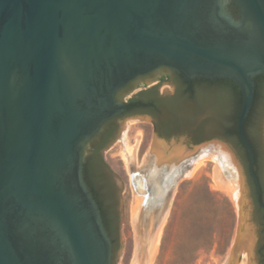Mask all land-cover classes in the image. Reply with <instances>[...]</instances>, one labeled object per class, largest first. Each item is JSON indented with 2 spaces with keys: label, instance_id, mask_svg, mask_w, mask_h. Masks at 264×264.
<instances>
[{
  "label": "water",
  "instance_id": "obj_1",
  "mask_svg": "<svg viewBox=\"0 0 264 264\" xmlns=\"http://www.w3.org/2000/svg\"><path fill=\"white\" fill-rule=\"evenodd\" d=\"M161 67L185 81L235 85L240 95L236 133L257 185L243 124L253 105L255 78L264 77V0H0V264L118 263L122 201L119 240L112 250L84 182L85 149L107 121L128 107L122 102L125 92L116 93ZM158 75L138 78L130 87H144ZM215 112L234 125L235 111H229L227 99ZM257 112L261 144L250 137L262 159L264 180V108ZM219 120L215 117L216 125ZM137 121L146 122L119 120L113 141L121 142L113 156L126 165L132 190L129 264H151L175 186L205 160L214 162L212 182L230 196L236 215L224 264H240L244 179L234 153L244 156L237 144L230 143L229 149L212 140L183 153L181 136L170 139L166 149L152 139L139 167L146 164V153L156 164L193 159L171 182L162 208L155 209L142 204L131 182L139 131L132 138L131 156L125 154V133ZM208 145V151L196 153ZM115 179L123 191L124 184Z\"/></svg>",
  "mask_w": 264,
  "mask_h": 264
},
{
  "label": "flooded vegetation",
  "instance_id": "obj_2",
  "mask_svg": "<svg viewBox=\"0 0 264 264\" xmlns=\"http://www.w3.org/2000/svg\"><path fill=\"white\" fill-rule=\"evenodd\" d=\"M155 71H159L156 80L143 88L130 87L136 79L147 77ZM136 79L127 83L116 93L117 95L122 91L125 92L123 103L128 107L120 116L107 121L101 131L87 143L83 161L84 182L99 210L112 250L119 240V207L123 192L103 154L112 149L115 143L113 141L119 120L128 118L146 120L140 123H145L149 127L147 146L153 139L166 149L168 141L179 136L183 139L181 144L183 153L212 140L225 144L229 149L231 143L228 121L221 118L220 124L216 125L213 116L211 99L216 80L185 81L176 72L165 67L138 76ZM252 126L253 122L248 114L243 132L253 153L252 174L257 185L249 173L246 149L241 144L240 150L244 159H240L234 153L244 179L242 187L244 202L240 205V210L244 213L240 223L243 246L240 264H264V180L261 176L260 153L256 142L247 132ZM254 138L258 144H261V137L256 135ZM201 150L208 151L209 145L199 148L196 153ZM168 152L169 149L165 150L163 156L165 157ZM144 160L146 164L142 163L143 168L137 167V171L132 172L130 176L132 186L143 198L142 204H150L152 208L161 209L162 203L170 193L171 182L189 169L193 159L183 157L173 163L165 160L156 164L153 161V155L146 153ZM130 168L133 169L132 163ZM122 170L124 171V168ZM226 255L227 253L220 256L219 264L225 263Z\"/></svg>",
  "mask_w": 264,
  "mask_h": 264
},
{
  "label": "rangeland",
  "instance_id": "obj_3",
  "mask_svg": "<svg viewBox=\"0 0 264 264\" xmlns=\"http://www.w3.org/2000/svg\"><path fill=\"white\" fill-rule=\"evenodd\" d=\"M142 85L143 83H139L136 87L143 88ZM140 122L130 123L125 133L126 156V149L132 148L134 133L139 131L140 134L135 149V167L140 166L148 147L149 127ZM120 150L121 142L115 141L112 149L104 152L103 156L110 169L124 184L121 195L123 249L117 264H129L134 249L130 223L132 190L125 164L119 155L113 156ZM214 166V162L207 160L191 178L182 179L175 186L151 264H219L220 256L227 253L236 215L230 197L213 188Z\"/></svg>",
  "mask_w": 264,
  "mask_h": 264
},
{
  "label": "trees",
  "instance_id": "obj_4",
  "mask_svg": "<svg viewBox=\"0 0 264 264\" xmlns=\"http://www.w3.org/2000/svg\"><path fill=\"white\" fill-rule=\"evenodd\" d=\"M214 85L216 89L214 90V93L211 99V104L213 105V112L216 114L214 115V120H215V117H216V120H219V118H217V115H219V113L215 112V110L219 109L220 104H221V99L224 100L225 102L227 99V103L229 105V111L231 108L235 111L234 118L232 120L234 122V125L232 124L229 125L230 126V142L233 144H237L240 155L243 156L240 150L241 143L236 133V121H237V116H238L239 106H240L239 92L236 89L235 85L230 81L216 80L214 82ZM262 107L264 108V77L258 76L255 78L253 105L249 113V117L252 119L253 126L250 127L247 131L249 134H252L254 137L256 135L259 136V131L257 129V122L254 120V117L256 118L255 113L257 112V109L259 111ZM243 128H244V124H243Z\"/></svg>",
  "mask_w": 264,
  "mask_h": 264
},
{
  "label": "bare ground",
  "instance_id": "obj_5",
  "mask_svg": "<svg viewBox=\"0 0 264 264\" xmlns=\"http://www.w3.org/2000/svg\"><path fill=\"white\" fill-rule=\"evenodd\" d=\"M132 149V148H131ZM130 149V147L129 148H127L126 149V153H127V157H130L131 156V154H132V150ZM207 160H205V161H201V163L202 164H205V162H206ZM126 166V165H125ZM204 166V165H203ZM203 166H200V167H198L197 169H196V171L194 172V174L199 170V169H201ZM193 174V175H194ZM213 183V182H212ZM213 188H215V189H217L216 187H215V184L213 183ZM218 190V189H217ZM220 191H222V192H224L226 195H228L227 194V192L226 191H224V190H222V189H220ZM229 196V195H228ZM230 197V196H229ZM164 223V222H163ZM163 223H162V225H161V227H160V231H159V234H158V241H157V244L159 243V238H160V234H161V229H162V226H163ZM158 246V245H157ZM156 250H157V248H156ZM155 253H156V251H155ZM155 255V254H154ZM153 258H154V256H153ZM153 260V259H152ZM151 263H152V261H151Z\"/></svg>",
  "mask_w": 264,
  "mask_h": 264
}]
</instances>
